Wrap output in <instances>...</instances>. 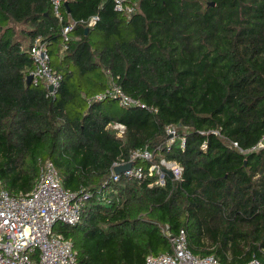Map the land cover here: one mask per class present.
<instances>
[{
	"label": "trees",
	"instance_id": "trees-1",
	"mask_svg": "<svg viewBox=\"0 0 264 264\" xmlns=\"http://www.w3.org/2000/svg\"><path fill=\"white\" fill-rule=\"evenodd\" d=\"M38 35L61 76L54 94L27 81ZM112 84L145 106L92 99ZM170 124L165 152L181 177L114 181L113 163L161 151ZM263 133L264 0H138L132 15L113 0H63L61 18L53 0H0V180L29 192L51 159L65 187L90 194L80 221L60 226L80 264H145L172 251L165 226L185 230L196 255L264 264V147L252 149Z\"/></svg>",
	"mask_w": 264,
	"mask_h": 264
},
{
	"label": "built area",
	"instance_id": "built-area-1",
	"mask_svg": "<svg viewBox=\"0 0 264 264\" xmlns=\"http://www.w3.org/2000/svg\"><path fill=\"white\" fill-rule=\"evenodd\" d=\"M114 9L127 15H132L138 9V0H113ZM63 0H53V9L58 17H62ZM97 16H93L88 24L93 25ZM75 24L71 21L62 30L64 40H68V33ZM67 45L64 44V48ZM30 54L33 67L29 74L37 84L44 81L51 93H56L61 84L60 74L51 65V55L46 42L41 35L34 38ZM107 96L116 97L121 104L144 107L139 100L127 95L118 85L112 84L103 92L97 93L92 99L101 100ZM109 126L119 130L122 135L125 125L111 123ZM219 133L218 130L214 131ZM168 138L165 145L158 146L161 151L156 152L147 146L132 149L127 160L115 161L112 166V178L118 181L120 173L131 175L139 179L155 176V183L163 184L165 175L169 173L179 179L183 173V165L174 158L166 156V151L172 149L178 138L177 126H166ZM181 147H185L186 137L181 136ZM239 147L237 141L232 142ZM206 148V143H203ZM264 147V133L252 149ZM242 151L249 152V150ZM132 163L130 169L117 173L115 167ZM116 190L109 187L100 193L101 199L110 203L108 196ZM88 192H75L65 187L56 166L51 159L41 162L36 186L29 192L11 193L0 180V264H80L77 250L73 241L67 238L60 226L75 225L81 219L82 204L88 199ZM58 224H61L57 227ZM163 231L170 237L172 251L153 253L145 257V264H224L214 255L200 256L192 252L188 244L185 230L172 235L168 227ZM249 264H254L249 263Z\"/></svg>",
	"mask_w": 264,
	"mask_h": 264
},
{
	"label": "water",
	"instance_id": "water-1",
	"mask_svg": "<svg viewBox=\"0 0 264 264\" xmlns=\"http://www.w3.org/2000/svg\"><path fill=\"white\" fill-rule=\"evenodd\" d=\"M64 4L66 6L68 5L67 2H65ZM32 78H33V76L31 74H29L28 77H27L28 83H30L32 81ZM52 89H53V85H49V90H52ZM131 166H132V163H127V164L119 165V166L115 167V171L117 173H120V172L125 171L126 169H130Z\"/></svg>",
	"mask_w": 264,
	"mask_h": 264
},
{
	"label": "rangeland",
	"instance_id": "rangeland-1",
	"mask_svg": "<svg viewBox=\"0 0 264 264\" xmlns=\"http://www.w3.org/2000/svg\"><path fill=\"white\" fill-rule=\"evenodd\" d=\"M61 224H58L57 227H59Z\"/></svg>",
	"mask_w": 264,
	"mask_h": 264
}]
</instances>
